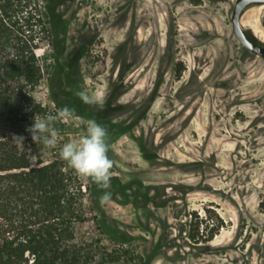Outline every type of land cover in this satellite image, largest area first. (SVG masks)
<instances>
[{
    "label": "rangeland",
    "instance_id": "obj_1",
    "mask_svg": "<svg viewBox=\"0 0 264 264\" xmlns=\"http://www.w3.org/2000/svg\"><path fill=\"white\" fill-rule=\"evenodd\" d=\"M235 1L40 0L56 36L34 99L46 113L52 95L104 100L83 118L107 132L110 201L78 178L94 264H264V59L233 35ZM241 26L264 45V4Z\"/></svg>",
    "mask_w": 264,
    "mask_h": 264
},
{
    "label": "trees",
    "instance_id": "obj_2",
    "mask_svg": "<svg viewBox=\"0 0 264 264\" xmlns=\"http://www.w3.org/2000/svg\"><path fill=\"white\" fill-rule=\"evenodd\" d=\"M55 28L40 0H0V264H94L97 257L76 237L86 220L79 177L64 170L58 152L46 161L48 149L26 131L47 112L33 97L43 79L37 50L53 42ZM66 95H52L57 108L88 116L80 98ZM13 135L25 137L22 148ZM85 187L92 201L107 191L90 178ZM106 228L98 224L101 234Z\"/></svg>",
    "mask_w": 264,
    "mask_h": 264
},
{
    "label": "clouds",
    "instance_id": "obj_3",
    "mask_svg": "<svg viewBox=\"0 0 264 264\" xmlns=\"http://www.w3.org/2000/svg\"><path fill=\"white\" fill-rule=\"evenodd\" d=\"M83 103L103 108V96L91 93L85 89L75 93ZM57 122L70 124L80 129L71 138L64 140L55 127ZM34 144H40L44 149L56 150L58 157L64 162V170L78 177L90 178L102 188H108L113 161L108 157L107 132L103 125L95 119H85L76 112L64 106L54 113L36 114L33 122L26 129ZM25 137L13 135L12 141L23 147ZM111 192L105 191L100 196V202L111 199Z\"/></svg>",
    "mask_w": 264,
    "mask_h": 264
},
{
    "label": "water",
    "instance_id": "obj_4",
    "mask_svg": "<svg viewBox=\"0 0 264 264\" xmlns=\"http://www.w3.org/2000/svg\"><path fill=\"white\" fill-rule=\"evenodd\" d=\"M264 0H236L231 14V28L237 41L255 56L264 59V45L250 40L241 26V16L247 7L251 5H262Z\"/></svg>",
    "mask_w": 264,
    "mask_h": 264
}]
</instances>
